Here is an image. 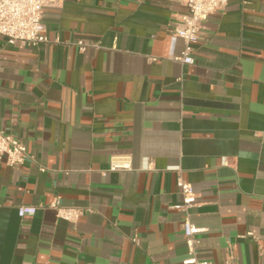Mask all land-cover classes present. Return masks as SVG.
<instances>
[{"label":"crops","instance_id":"1","mask_svg":"<svg viewBox=\"0 0 264 264\" xmlns=\"http://www.w3.org/2000/svg\"><path fill=\"white\" fill-rule=\"evenodd\" d=\"M185 12L64 0L44 9L48 42L0 37V130L28 154L0 160V264H184L179 179L196 196L197 258L264 264V0L209 15L193 65L169 58ZM55 200L82 208L78 221ZM21 205L38 210L20 218Z\"/></svg>","mask_w":264,"mask_h":264},{"label":"built area","instance_id":"2","mask_svg":"<svg viewBox=\"0 0 264 264\" xmlns=\"http://www.w3.org/2000/svg\"><path fill=\"white\" fill-rule=\"evenodd\" d=\"M64 0H0V37L8 43L22 46H37L48 42L43 23V13L46 7L60 6ZM187 7V12L180 14L176 20V26L170 35L169 58L179 61L184 65L195 63L196 46L204 39V23L215 11L224 8L228 0H178ZM178 39L183 40L184 47L180 55H175L174 49ZM81 50L86 44L78 43ZM98 46V44H91ZM154 60V58H153ZM28 158L26 145L16 136L0 130V160L4 159L11 167L20 166ZM147 161L146 168H150ZM130 165L118 161H112L109 171L129 169ZM183 202L177 207L185 213L183 221V233L190 257L183 261L184 264H213L208 260H200L196 256V248L200 244L197 234L202 231L192 223L189 217V208L196 201L192 185L179 179ZM56 217L75 223L78 221L82 208L76 206H64L59 200L50 204ZM38 208L34 205H21L18 207L20 218L33 216ZM252 234V233H249ZM137 239H134L136 242ZM226 264H235L232 260Z\"/></svg>","mask_w":264,"mask_h":264}]
</instances>
